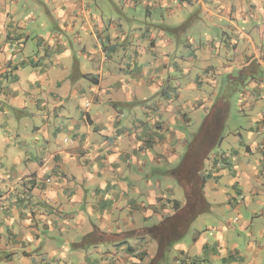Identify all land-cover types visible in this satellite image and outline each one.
<instances>
[{
	"label": "crops",
	"instance_id": "0c3cea01",
	"mask_svg": "<svg viewBox=\"0 0 264 264\" xmlns=\"http://www.w3.org/2000/svg\"><path fill=\"white\" fill-rule=\"evenodd\" d=\"M192 1L200 9L175 27L164 23L177 13L175 0H0V264H92L93 255L159 264L161 246L168 251L185 236L194 212H210L205 160L224 140L235 93L242 125L254 137L264 133V0ZM114 12L121 20L110 15V33L105 19ZM195 21L214 34L202 38L204 25L198 37L186 33ZM175 36L188 41L185 62L198 61V41L201 53L211 49L204 66L186 69L193 83L185 90L196 100L171 76L180 71L170 58ZM200 109L208 117L189 146ZM243 136H235L237 152L252 154ZM175 184L191 193L186 203L171 204ZM140 212L160 217L155 230L167 221L173 236L164 244L150 234L152 254L145 244L117 247L153 230L122 232L136 222L125 216Z\"/></svg>",
	"mask_w": 264,
	"mask_h": 264
},
{
	"label": "rangeland",
	"instance_id": "374dc122",
	"mask_svg": "<svg viewBox=\"0 0 264 264\" xmlns=\"http://www.w3.org/2000/svg\"><path fill=\"white\" fill-rule=\"evenodd\" d=\"M175 1L177 6L179 4L183 5V9H179L177 6L174 7L173 9L175 12H177L174 18H167V15H165L164 23H166L167 26L173 23L175 27H178L181 26V24L184 25L188 23L189 19L194 16V8H197V10L200 9V5L192 0ZM187 7L189 9L191 8V12L188 11ZM120 9L122 10L123 8L121 7ZM130 11L131 10H129V12ZM185 11L186 14L184 13ZM110 15L115 16L117 19L116 23L118 25L121 19L119 18L117 12H114L113 14L109 13L107 15L105 22L109 32L111 33L114 29L111 28L113 16ZM133 17L134 16H132V18ZM137 19L140 21L144 20V15L140 14L139 12ZM202 19L210 22V19L207 18L206 15H202ZM164 20H160V29L163 27L161 24ZM181 21H184V23ZM197 22L199 21L193 22L191 25L192 28L189 30L187 29L186 33L190 35L191 32L192 36H196L197 32L195 29H198L199 26L204 25L206 28L202 30V38H206L207 34H214V32L209 28L210 24H205V22H199V24H197ZM129 24L130 22L127 23L126 27H124L125 31H130V28L128 27ZM221 24L227 25L226 22H222ZM132 25L139 27L141 23L138 24L135 22ZM156 32L159 33L161 30H157ZM198 34H200V30L198 31ZM185 36L186 35L183 37L185 38ZM198 36L200 35H197L196 37ZM174 40L175 44L173 47L175 46V51L170 58L175 61L176 66L180 68V71H173L171 76L176 80L178 79L182 84V87L179 91L182 93V95L186 97H192L193 100H196L197 96L195 92H193L191 89V91L185 90L191 82L193 83L192 76L191 78H189V76L186 77L188 74L186 69L189 66H191V68H194L193 66H204V62H202V60L207 58V51H211V49L208 48L205 50L206 54L205 51L204 53H201V50L198 48V41V44L193 46V52L198 55V61L185 62L184 58L182 57L188 50V41H186L187 39H183V44L181 43V45H179L177 43L176 36ZM124 45L126 46V44ZM178 48L180 50H177ZM169 50L171 52V49ZM184 50H186L185 53L181 54V52H184ZM176 51L178 52L176 53ZM144 57H147L145 53ZM183 68L184 71H181ZM23 80H26V78ZM23 82L25 84L26 81ZM237 95L238 94L235 93V96H232V114L225 126L224 140L221 143V146L214 148L205 160V169L203 170V173L205 174L204 177L206 176V185L204 191L206 201L211 204L210 212L208 209L204 210L205 208L201 206L199 207V210L194 212V217H192V215L190 216L192 217V224L188 230H186L185 236H179L181 238L176 236L177 238L171 243L168 251L167 246H161V255H159L158 260L159 264H264V133L258 137H254V134L248 132L247 127L242 125L244 119L242 114L245 108L239 104ZM21 96L24 97V90ZM7 102L8 101H5L3 104L8 105ZM197 112L200 114V120L196 121L197 124L195 125L194 132L192 131L193 136L190 134L188 135L187 139L189 140V146L195 141V138L202 129L205 119L208 117V114L203 109H200ZM24 113L25 114L22 115L23 120H30L26 118V112ZM13 114L16 121H20L18 115L16 113ZM241 127H245L244 129L246 132L242 131L240 129ZM241 132L244 134L243 138L245 139L247 146L252 147V154H248L246 151V146H243L240 152H237L236 147L238 145L237 142L235 144V139L237 138L235 136H239ZM249 135L251 137V141L246 139ZM37 139L42 141L41 136L37 137ZM219 155L223 159H230V163H223L224 160L219 157L222 162L220 163V168L216 169L214 165V159ZM246 158L247 161L251 163L250 165L247 163ZM237 164H242V166H240V169H242L240 180L237 178V172L239 171V168H237L236 174H233L235 173V166H237ZM147 179L148 177H145V180ZM166 180L167 179L164 178V181ZM143 185H145L146 190V184ZM154 185L156 184L154 183ZM174 188H176V192L173 195L171 204H174V201L186 203L187 197L185 194V189L179 184H175ZM18 189L22 190L20 187ZM174 196L176 198H174ZM143 201L147 206V199H144ZM147 212L150 213L148 210ZM162 213L163 212L161 210L160 214ZM125 218H134L136 220L135 223H127L122 225V232H126L127 236L131 234L132 230L137 228L140 229L151 227L153 230H142L144 233H141L140 235L142 236H139V238H125V240H122L118 243L117 247L127 248V245L131 244L135 248L136 246L140 248V244H145L147 250L150 251V254H152L153 251L148 247L147 243L148 240L153 242V238L150 237V234L159 238V240L164 244L173 238L170 231V226H167V221L160 229H154V226L158 225L161 220L160 217H157L153 214L152 216L149 214V218H147V214L140 212L137 214V216L131 215L125 216ZM181 219H183V217H181ZM122 232L118 234H122ZM63 235H65V233ZM109 241H102L101 243L105 246L106 243H110ZM87 247V250L94 251L92 241L88 240ZM110 248L111 250H114L113 247ZM73 252L74 249L70 247L69 253ZM158 254L159 252L157 253V256ZM89 259L93 260L92 264L106 263L104 256L101 258L99 255H93V257ZM117 259L121 261V258L112 256L111 263L109 264H117L118 262L114 261ZM108 260L109 259H107V261ZM132 260L134 264H140L141 262L137 261L138 259L134 256H131V261ZM124 263L128 264L126 259L123 260L122 264ZM150 263L151 261L149 264ZM151 264L155 263L152 261Z\"/></svg>",
	"mask_w": 264,
	"mask_h": 264
},
{
	"label": "trees",
	"instance_id": "16d2710c",
	"mask_svg": "<svg viewBox=\"0 0 264 264\" xmlns=\"http://www.w3.org/2000/svg\"><path fill=\"white\" fill-rule=\"evenodd\" d=\"M187 197H191V193L189 192L188 188H187Z\"/></svg>",
	"mask_w": 264,
	"mask_h": 264
},
{
	"label": "built area",
	"instance_id": "2783aa9c",
	"mask_svg": "<svg viewBox=\"0 0 264 264\" xmlns=\"http://www.w3.org/2000/svg\"><path fill=\"white\" fill-rule=\"evenodd\" d=\"M49 182V181H48Z\"/></svg>",
	"mask_w": 264,
	"mask_h": 264
}]
</instances>
